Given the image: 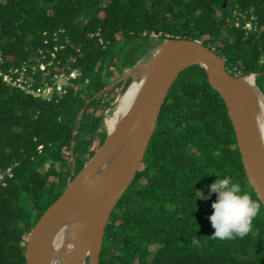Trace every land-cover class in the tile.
Segmentation results:
<instances>
[{
  "label": "trees",
  "instance_id": "1",
  "mask_svg": "<svg viewBox=\"0 0 264 264\" xmlns=\"http://www.w3.org/2000/svg\"><path fill=\"white\" fill-rule=\"evenodd\" d=\"M57 31L77 49L72 65V51L60 50L63 68L80 70L67 92L33 98L0 75V171L12 166L0 181V264H25L29 224L63 190L71 158L75 170L106 135L103 111L123 80L104 88L164 39L201 41L232 74L258 72L264 95V0H0V70ZM217 175L258 198L225 106L197 65L170 86L137 176L104 226L99 264H264L263 206L246 237L210 238Z\"/></svg>",
  "mask_w": 264,
  "mask_h": 264
},
{
  "label": "water",
  "instance_id": "2",
  "mask_svg": "<svg viewBox=\"0 0 264 264\" xmlns=\"http://www.w3.org/2000/svg\"><path fill=\"white\" fill-rule=\"evenodd\" d=\"M153 54L145 66V79L117 128L112 133L106 131L102 142L75 170L73 161L63 190L29 224L24 233L25 264H53L55 259L61 264H99L104 226L115 203L137 176L170 86L181 73L197 65L202 66L208 84L225 106L244 174L252 179L250 186L264 208V136L255 117L253 89L245 79L251 74L255 79L258 72L230 73L222 54L195 39L168 37L144 56V61ZM138 65L105 88L123 80V89ZM255 88L264 99L256 84ZM126 143L127 150L117 161L100 169ZM66 220L71 227L65 240L51 247V236Z\"/></svg>",
  "mask_w": 264,
  "mask_h": 264
},
{
  "label": "built area",
  "instance_id": "3",
  "mask_svg": "<svg viewBox=\"0 0 264 264\" xmlns=\"http://www.w3.org/2000/svg\"><path fill=\"white\" fill-rule=\"evenodd\" d=\"M249 20V19H248ZM250 21V20H249ZM246 24V23H245ZM153 34V33H152ZM32 54H25L20 60H7L9 62L5 71L0 70L3 81L13 87H17L25 94L33 98L50 101L56 96L62 95L67 88L74 86V79L80 75V70L71 67L67 70L63 68L62 58L57 59L58 54L61 57V51H72L69 63H75L76 48L68 43V38L60 31L44 35L41 39H36L31 43ZM64 49V50H62ZM57 62L61 65H54ZM52 67L49 77L44 75L48 66ZM227 70H229L227 68ZM230 72V71H229ZM234 75H241L238 72ZM59 77L64 82L59 83L56 78ZM11 165L0 171V181L4 183L5 173L10 172Z\"/></svg>",
  "mask_w": 264,
  "mask_h": 264
},
{
  "label": "clouds",
  "instance_id": "4",
  "mask_svg": "<svg viewBox=\"0 0 264 264\" xmlns=\"http://www.w3.org/2000/svg\"><path fill=\"white\" fill-rule=\"evenodd\" d=\"M247 183L251 185L252 179L249 178ZM208 187L210 192L217 194V199L212 202L214 211L209 217L211 225L215 229L210 238L227 241L246 237L252 231L254 219L261 212L262 201L259 198H254L253 194L246 191L239 180H233L231 176L220 177L217 175V179ZM196 197L206 198L202 191H198ZM191 245L193 247L201 246L197 235H193Z\"/></svg>",
  "mask_w": 264,
  "mask_h": 264
},
{
  "label": "bare ground",
  "instance_id": "5",
  "mask_svg": "<svg viewBox=\"0 0 264 264\" xmlns=\"http://www.w3.org/2000/svg\"><path fill=\"white\" fill-rule=\"evenodd\" d=\"M155 56L153 54L148 59L140 63V65L137 66L136 71L131 73L127 84L124 86V88L121 90V92L118 94L117 97V109L114 112V115L111 117H108L105 121L107 131L109 133H112L118 126V124L121 122V120L124 118V116L127 114L137 92L139 91L144 79H145V66H148L151 62V59ZM248 80V83L251 85L253 89V101H254V107H255V117L258 123V126L260 128L261 134L264 136V99L260 92L256 90L253 75H248L246 78ZM128 143L125 145L122 144L117 151L113 154V156L104 162L100 169L105 168L109 165L110 162L117 161V159L127 150ZM71 224L69 220H66L60 227L57 228V230L53 233L50 239V246H58L62 243V241L65 240V235L68 233V230L70 229ZM71 245V241L68 244Z\"/></svg>",
  "mask_w": 264,
  "mask_h": 264
},
{
  "label": "rangeland",
  "instance_id": "6",
  "mask_svg": "<svg viewBox=\"0 0 264 264\" xmlns=\"http://www.w3.org/2000/svg\"><path fill=\"white\" fill-rule=\"evenodd\" d=\"M248 16L250 17V14H249ZM250 25H251V22L247 19V20H246V24H245V26L248 27V26H250ZM151 35L154 36V34H152V33H151ZM157 46H158V45H156L154 48H152V49H151V52L155 51V50L157 49ZM67 51H69V50H67ZM71 55H72V54H70V55L67 57V59L70 58ZM147 55H148V54H147ZM57 59H58V60L61 59V57L59 56V54H58ZM9 60H11V59H9ZM141 61H142V62L144 61V57L141 58V59H139V60L135 63V65L142 63ZM53 64H54V65H61L60 63H57V62H54ZM51 72H54V70H52V67L49 65V66L47 67V70L45 71L44 75H46V76L49 77V75H50ZM56 81H58L59 83L64 82V80L61 79V78H59V77L56 78ZM117 84H118V83H117ZM122 84H123V82H122ZM122 84H120V85L116 88L117 93H116L114 96L112 95L113 97H112V99H111V101H110V103H109V106L106 107V108L104 109V111H103L104 126H105L106 131H107V128H106L105 121H106V119H107L108 117L113 116V115H114V112H115L116 109H117V97H118L119 92H121L120 90H122V89H121V88H122ZM108 85H109V84H108ZM108 85H107V86H108ZM113 86H114V85H113ZM110 87H112V86H110ZM107 88H109V87H107ZM68 89H69V88H67V90H68ZM105 89H106V88H105ZM67 90H66V92H67ZM100 91H101V90H99V92H96L93 96L98 95V93H100ZM80 111H81V108L79 109V111H78V113H77V116H76V119H77V120L79 119ZM77 124H78V123H77ZM74 131H75V130H74ZM71 160H72V163H73L74 158H71ZM74 163H75V161H74ZM53 264H61V260H60V259H55L54 262H53Z\"/></svg>",
  "mask_w": 264,
  "mask_h": 264
}]
</instances>
